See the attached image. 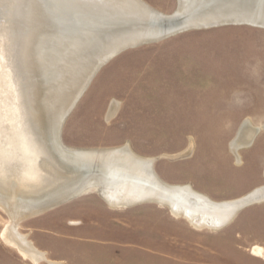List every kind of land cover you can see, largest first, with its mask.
I'll use <instances>...</instances> for the list:
<instances>
[{"label": "rangeland", "instance_id": "1", "mask_svg": "<svg viewBox=\"0 0 264 264\" xmlns=\"http://www.w3.org/2000/svg\"><path fill=\"white\" fill-rule=\"evenodd\" d=\"M142 1L166 15L178 6ZM246 120L264 125V28L214 26L114 56L66 116L60 139L78 150L128 145L154 159L164 182L221 202L264 185V131L239 151L241 164L229 150ZM6 222L0 210V233ZM18 231L44 254L37 264H264V203L219 230L196 229L166 207L115 208L89 191L21 220ZM0 264L33 263L0 238Z\"/></svg>", "mask_w": 264, "mask_h": 264}, {"label": "bare ground", "instance_id": "2", "mask_svg": "<svg viewBox=\"0 0 264 264\" xmlns=\"http://www.w3.org/2000/svg\"><path fill=\"white\" fill-rule=\"evenodd\" d=\"M177 2L166 15L142 0H0V210L7 217L0 238L33 264L46 258L18 223L89 191L115 208L157 204L213 230L264 201V187L215 202L190 185L168 184L154 159L128 145L78 150L61 142L66 113L117 52L211 25L264 28V0ZM116 110L112 101L107 118ZM261 130L246 120L236 132L229 150L238 163Z\"/></svg>", "mask_w": 264, "mask_h": 264}, {"label": "water", "instance_id": "3", "mask_svg": "<svg viewBox=\"0 0 264 264\" xmlns=\"http://www.w3.org/2000/svg\"><path fill=\"white\" fill-rule=\"evenodd\" d=\"M207 27H214L213 25H211V26H207ZM163 39H165V38H161V39H159V40H155V41H152V42H147L146 44H148V43H153V42H157V41H160V40H163ZM140 45H144V44H139V45H136V46H140ZM136 46H128L127 48H125V49H123V50H121V51H119V52H117L116 54H114L111 58H109V60L110 59H112L114 56H116L117 54H119L120 52H122V51H124V50H126V49H129V48H133V47H136ZM108 60V61H109ZM99 70V69H98ZM97 72V71H96ZM89 84V83H88ZM88 84H87V86H88ZM86 86V87H87ZM86 89V88H85ZM84 89V90H85ZM84 92V91H83ZM83 92H82V94H83ZM81 94V95H82ZM81 97V96H80ZM79 97V98H80ZM78 98V99H79ZM78 99L76 100V102L73 104V106L70 108V110L66 113V115H65V117H64V120H65V118H66V116L69 114V112L72 110V108L75 106V104L77 103V101H78ZM64 120L62 121V122H64ZM62 127V126H61ZM59 136V135H58Z\"/></svg>", "mask_w": 264, "mask_h": 264}, {"label": "crops", "instance_id": "4", "mask_svg": "<svg viewBox=\"0 0 264 264\" xmlns=\"http://www.w3.org/2000/svg\"><path fill=\"white\" fill-rule=\"evenodd\" d=\"M252 142H253V141H252ZM251 144H252V143H251ZM251 144H250V145H251ZM250 145H248V146H246V147H244V148H247V147H249ZM244 148H243V149H244ZM239 157H240V155H239ZM239 159H240V164H241V158H239ZM240 164H239V165H240ZM263 172H264V167H263ZM259 187H264V185H263V186H259ZM259 187H256V188H259ZM256 188H254V189H256ZM254 189H252V190H254ZM252 190H251V191H252ZM251 191H249V192H251ZM249 192H247V193H249ZM247 193H246V194H247ZM246 194H244V195H246ZM244 195H243V196H244ZM241 197H242V196H241ZM238 198H239V197H238ZM236 199H237V198H236ZM232 200H233V199H232ZM261 203H264V201H261V202H258V203H257V202H253V203H250L248 206H250V205H252V204H261ZM246 207H247V206H246ZM243 209H244V208H243ZM240 211H241V210H240ZM240 211H239V212H240ZM239 212H238V213H239Z\"/></svg>", "mask_w": 264, "mask_h": 264}]
</instances>
